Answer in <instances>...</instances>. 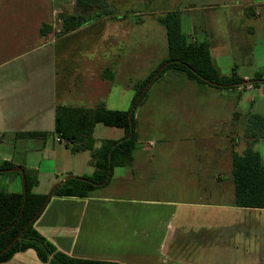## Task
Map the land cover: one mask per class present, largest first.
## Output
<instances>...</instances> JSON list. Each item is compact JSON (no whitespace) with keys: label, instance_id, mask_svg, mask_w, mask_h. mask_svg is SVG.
<instances>
[{"label":"crops","instance_id":"0c3cea01","mask_svg":"<svg viewBox=\"0 0 264 264\" xmlns=\"http://www.w3.org/2000/svg\"><path fill=\"white\" fill-rule=\"evenodd\" d=\"M64 1L63 9L54 12L56 19H60L59 30L64 16L78 12L76 6L72 12L68 8L76 5V0ZM6 11H0V168L9 163L36 172L39 185L35 193L48 195L64 178L91 177L96 171L92 152L73 154L66 142H58L57 107L93 109L104 104L112 111H129L133 95L116 87L110 65L89 80L82 70L69 74L61 55L58 64L54 53L34 55L35 49L14 53L15 46L34 37L26 30V24L24 32H17L15 27L19 24L11 23V17L5 16L10 9ZM211 11L221 12L220 17L208 18L201 32L195 25L189 28V41L209 46L213 67L221 77L236 74L248 84L219 89L194 79L193 90L171 93L153 87L166 72L150 87V97L143 106L145 116L147 108L153 115L159 97L168 93L176 96L174 108L192 111L201 100L213 102L214 94L222 97L228 110L221 121H225L227 130L222 136H214L225 144V158L214 160L209 155L211 165L201 163L198 152L202 145L197 143L210 145L213 138L195 136L193 130L182 138L183 143L188 142L187 151L170 152L175 157L174 165L152 168L156 185L146 189L155 196H53L34 228L60 252L75 259L120 264H264V209L237 207L233 179V153L241 154L247 147L244 134L248 121L253 115L264 117V83L252 85L257 76L264 78V2L241 0L240 4ZM218 20L219 30L224 31L221 40L212 28ZM54 28L42 26L45 33ZM217 45L223 49L217 52ZM214 90L219 93H213ZM142 114L135 116L139 120V141L133 156L146 164L149 159L145 152L157 146L156 137L149 135L155 132L156 123ZM101 126L112 129L107 131ZM26 133L47 136L30 138L23 136ZM124 137L123 129L98 124L94 131L95 149L102 147V141H119ZM147 137L151 138L146 140ZM210 149L208 146L206 150ZM255 149L264 163V140ZM167 151L157 156L166 157ZM127 167L115 168L112 175L115 172L126 176L132 169ZM214 167L218 169L214 171ZM224 175H230V180ZM106 186L93 192L99 194L96 192ZM22 189L21 175L0 173V192L18 193ZM3 264L49 263L42 262L37 252L30 249Z\"/></svg>","mask_w":264,"mask_h":264},{"label":"rangeland","instance_id":"374dc122","mask_svg":"<svg viewBox=\"0 0 264 264\" xmlns=\"http://www.w3.org/2000/svg\"><path fill=\"white\" fill-rule=\"evenodd\" d=\"M240 1L108 0V3L96 8L90 15L93 18L96 16H100V18H96L74 30L75 32L71 31L67 34H63L62 28L59 30L60 19L58 16L57 19L54 16L55 11L63 9L64 0H0V8L2 9L0 11L5 12L10 9V13L5 16L11 17V23L19 24L18 28L15 27L17 32H24L25 26L23 25L26 24L28 28L26 30L34 37L33 40L30 39L26 44L20 43L15 46L14 53L22 54L34 49V55L54 53L57 56L58 64H60V59L58 60V58L61 55L62 60H66V68L69 74L82 70L86 79L89 80L91 79L88 77H91L96 72H105L107 70L105 69L106 66L110 65L109 68L114 73L116 87H122L126 90V93L130 92L133 95V103L129 109V111H132L134 108V95L136 94L134 84L147 79L160 67L161 61L169 58L167 32L160 19L164 18L168 12L177 11L181 13L182 32L187 36L189 28H192L193 25L196 26L197 31L201 32L208 18L220 17L221 12L211 14L213 12L211 9L219 8L223 5H237L240 4ZM263 2L264 0H259V3L262 4ZM75 6L68 7L70 9L69 12L75 11ZM69 12L63 13L69 14ZM39 22H43L45 26L51 25L53 28L55 23L56 25L52 31L45 33L46 31L42 30L43 25L39 24ZM212 28L216 30L221 40V37H224V31L221 32L219 30V20L212 23ZM189 39L190 37H188V41ZM20 40L22 41V37H20ZM42 45H44L43 48L39 49V46ZM216 47L214 50H217V52L223 49L220 48L222 45H217ZM164 68V66L161 67L159 71ZM105 79L111 81L108 76H105ZM194 81L185 72L179 69H171L167 71L166 76L158 84L154 85L157 83L156 81L153 87H160L171 93H173V90L183 93V91L193 90V87H195ZM150 91L151 88L147 90L145 99L135 111V116L143 113L142 117L145 119L148 117L149 121H155L156 123L155 132L149 133V135L156 137L154 139L157 142V146L152 151L145 152V157L148 156L149 159L148 163L143 164L142 159H137L133 156L130 166L127 167H132V169L129 170L126 176L121 177L114 172L110 182L106 184V188L101 190V192H96L99 194L92 192L91 195L155 196L153 191L146 189L149 186L155 187L156 185L155 172L152 168L154 166L165 167L174 165L175 157L171 156L170 152L173 150L177 152L187 151L188 142L185 141L183 143L182 138L188 136V134L191 135L193 130L195 136H211L213 138L210 145L205 144V142L197 143V145H202L200 152H198L201 156V163L205 166H210L211 164L207 160L209 155H213L212 159L214 160L217 158L223 160L225 158L227 153L224 152L225 144L215 138L216 136H222L227 130L225 121H221L222 118L225 119L226 111L228 110L224 106L225 102L222 97L214 94L213 102L201 100L198 107L193 108L192 111H188L187 108L178 111L177 108H174L176 105L174 98L176 96L167 93L159 97L158 105L153 115L150 114L147 108L148 114L145 116L146 110L143 105L150 97ZM213 93H219V91L214 90ZM211 118L216 120L211 121ZM135 121L136 133L139 136L137 130L138 118L136 119L135 117ZM101 128L107 131L112 129L102 126ZM150 138L147 137L146 140ZM107 142L102 141L101 146ZM208 146L211 148L210 150H206ZM164 150L169 152L166 157L157 156L159 152ZM154 156L159 159H154ZM217 169L213 168L214 171ZM224 176L228 180L231 178L230 175Z\"/></svg>","mask_w":264,"mask_h":264},{"label":"trees","instance_id":"16d2710c","mask_svg":"<svg viewBox=\"0 0 264 264\" xmlns=\"http://www.w3.org/2000/svg\"><path fill=\"white\" fill-rule=\"evenodd\" d=\"M108 3V0H76L78 12L64 16L62 19L63 34L74 31L89 23L96 8ZM90 12V13H88ZM168 38L169 58L147 79L134 84L136 94L132 111H112L104 104L93 109L59 106L56 109L55 132L66 140L73 154L90 151L93 154L96 171L91 177H72L60 185L54 196L89 197L101 185L110 182L113 170L117 167L130 166L133 154L138 147L135 111L146 97L148 89L171 69H179L189 77L206 85L219 89L236 88L244 81L233 74L221 77L214 69L209 48L205 44L191 43L182 32L181 13L168 12L160 19ZM165 68L156 76L161 67ZM151 82V83H150ZM264 83L262 76H257L252 85ZM147 89V90H148ZM103 124L107 127L121 128L125 137L119 141H108L99 150L95 149V127ZM30 138L46 137L45 133H26ZM247 147L243 153H233V179L235 184V205L240 208L264 209V163L255 145L264 140V117H250L244 134ZM15 168L4 164L2 169ZM26 172L27 200L23 213L18 220L24 203L23 189L18 193L0 192V252L5 250L26 228L40 210L48 195L35 193L39 185L38 174ZM20 176L19 173H16ZM111 175V176H110ZM41 216V215H40ZM39 216V217H40ZM39 217L23 233L21 239L10 250L0 255V264L7 263L21 252L33 249L44 263L49 264H120L109 261L75 259L60 252L53 243L39 234L34 225ZM16 223V224H15ZM15 224V225H14ZM12 225H14L12 227ZM12 227V228H10Z\"/></svg>","mask_w":264,"mask_h":264},{"label":"water","instance_id":"95a60500","mask_svg":"<svg viewBox=\"0 0 264 264\" xmlns=\"http://www.w3.org/2000/svg\"><path fill=\"white\" fill-rule=\"evenodd\" d=\"M165 67V66H164ZM163 69H161L162 71ZM161 71H159L157 73V75L155 77H157ZM151 83V82H150ZM243 84H248V82H244ZM149 85L146 87L148 89ZM147 89L144 90V92L147 91ZM0 173H19L22 177V185H23V192H24V203H23V207H22V210H21V214L18 218V220L20 219L22 213H23V210L25 208V204H26V200H27V182H26V172L23 168H20V167H16V168H11V169H2L0 170ZM71 177H66L64 178L63 180H61L59 183L55 184L53 186V188L51 189L50 193L48 194V197L46 199V201L44 202V204L42 205V207L40 208V210L37 212V214L35 215V217L31 220V222L26 226V228H24L21 233L16 237V239L3 251L0 252V255L1 254H4L6 253L8 250H10V248L16 243L18 242L23 233L26 231V229L32 224L35 222V220L41 215V213L44 211V209L47 207L49 201L51 200V198L54 196V193H55V190L60 186V185H63L65 182H67L68 180H70ZM16 224V223H15ZM14 224V225H15ZM12 225V227L14 226ZM10 227V228H12ZM8 230V229H7ZM7 230H4V231H1L0 233L2 232H6Z\"/></svg>","mask_w":264,"mask_h":264},{"label":"built area","instance_id":"2783aa9c","mask_svg":"<svg viewBox=\"0 0 264 264\" xmlns=\"http://www.w3.org/2000/svg\"><path fill=\"white\" fill-rule=\"evenodd\" d=\"M58 142H66V140H64L61 136L58 137Z\"/></svg>","mask_w":264,"mask_h":264}]
</instances>
